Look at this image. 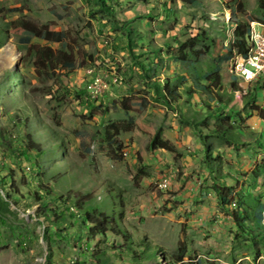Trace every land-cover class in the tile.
<instances>
[{
	"label": "rangeland",
	"instance_id": "1",
	"mask_svg": "<svg viewBox=\"0 0 264 264\" xmlns=\"http://www.w3.org/2000/svg\"><path fill=\"white\" fill-rule=\"evenodd\" d=\"M107 2L115 17H132L131 33L97 0H0V264H264V240L235 219L239 196L264 202V148L210 137L206 149L201 137L221 120H204L214 102L182 86L183 99L167 106L156 85L176 84L186 72L164 44L202 35L191 60L209 69L227 52L232 18L250 21L252 31L264 26V0ZM21 20L63 31L76 69L38 66L37 54L11 33ZM131 42L139 47L132 51ZM32 43L61 48L49 34ZM157 52L163 66L154 62ZM238 58L223 67L235 71ZM88 66L118 83L91 97ZM231 83L226 76L222 94L239 112L264 107L263 79H240L235 91ZM244 119L264 130L260 119ZM160 128L171 150L150 146ZM28 135L43 149L31 163L2 145L18 148ZM214 182L234 186L232 204L223 205ZM66 201L82 216L89 209L114 218L116 229L91 232L65 211Z\"/></svg>",
	"mask_w": 264,
	"mask_h": 264
},
{
	"label": "trees",
	"instance_id": "2",
	"mask_svg": "<svg viewBox=\"0 0 264 264\" xmlns=\"http://www.w3.org/2000/svg\"><path fill=\"white\" fill-rule=\"evenodd\" d=\"M108 0H97V5L99 10H108L111 13V17L115 24L122 27L128 33H131V26L133 24L131 18L125 19L122 21L117 16H114L113 8L108 4ZM185 3L190 4L191 6H197L200 4V0H183ZM110 9V10H109ZM112 11V12H111ZM250 21L239 20L236 23H233V18L229 27L233 29L232 31V40L226 46V54L224 56H219L218 60L214 62V65L206 70L200 69L197 66V58L191 60V55L199 53L198 50H195L196 45L201 41L202 35H197L195 37L189 38L186 41H181L178 38H173L174 46L167 42L164 46H167L166 54L167 57H170L176 62H182L185 65L186 72L182 73V78L180 82L174 84L170 79H166V82L160 84L156 82L158 87V95L160 100L167 106L174 107L175 103H179V100L183 99V93L181 94L180 88L182 86H187L188 91L187 95L193 96L198 93H202L210 101L214 102V105H210L208 110L204 114V120L209 116H216L221 118L218 124H215L207 134L201 137L203 139L204 147L207 149L208 141L210 137H220L225 138L227 143L233 145L235 142H256L260 147L264 148V130L256 131L247 124V120L244 119V115L254 116L261 120L264 123V107L259 106L258 104H253L250 110H242L239 112L236 108L231 105V102L225 101L222 90L224 78L227 76L228 79L232 82V89L235 91V83L238 80L244 79L235 73L234 65L228 64L226 68L223 67L224 63H229L231 59L235 56H247L250 46H251V33L252 25ZM116 31V30H114ZM11 33L16 34V39L18 42H21L27 48L32 49L36 54L37 58L35 63L38 66L45 65L47 68H50L53 62H61L62 66L69 68V73L73 72L76 69V61L74 59L73 53L70 50V44L65 39V33L63 31H57L50 28L49 25L43 24L39 25L34 21H18L15 26L11 28ZM49 34L50 40L56 43L61 44V48L55 49L51 46H38L32 43L34 38H45ZM131 50L133 48H138L139 45L137 42H131ZM130 50V51H131ZM131 51V52H132ZM157 58L154 62L160 66L164 65L165 56L161 52H157ZM134 60L139 59L133 54ZM145 64H141V67L144 71L147 72ZM191 74V77L189 76ZM189 79V80H188ZM262 78H258V80ZM159 81V77H157ZM264 81V80H263ZM191 83V84H190ZM259 90L256 88V92ZM244 92V89L243 91ZM235 93V92H234ZM246 95L248 93L246 92ZM254 99V98H253ZM255 100V99H254ZM236 115L240 117L243 115L242 121L238 122L237 120L232 121L230 117ZM238 117V118H239ZM204 125V124H203ZM202 134L203 130L201 127L198 128ZM163 129L160 128L157 133L154 135L150 146L152 149H169L171 146L168 140L163 139L162 137ZM0 134L3 136V130L0 129ZM6 148L10 149L14 154L17 153L24 160L31 163L33 161L34 153L40 155L43 153L42 145L36 142L31 135H28V141L23 143L20 147L14 148L12 143L2 144ZM2 182H5V178L0 179V186H4ZM213 190L217 193L218 197L222 201L223 205L229 206L232 204L233 196V185H220L216 182L213 183ZM5 203V199L0 198V206ZM66 205L65 211H69L71 216L75 217V222H82L83 225L90 227V231L95 233L99 232L106 234L108 227L116 229V221L113 218H110L106 214L96 215L95 212H91L89 209L86 210V214L82 216L77 212L74 206H70L67 201L64 202ZM237 212H235L236 223L239 227L246 233L256 239L264 240V202L258 199L254 194L249 193L245 198L241 196L237 200ZM38 211H41L39 209ZM75 211V212H73ZM81 211V210H80ZM45 212V211H43ZM45 217V216H44ZM48 216H46L47 218ZM243 221L244 225L241 224ZM88 224L90 226H88ZM92 225V226H91ZM113 231V230H112ZM115 231V230H114ZM1 238H0V247H1Z\"/></svg>",
	"mask_w": 264,
	"mask_h": 264
},
{
	"label": "built area",
	"instance_id": "3",
	"mask_svg": "<svg viewBox=\"0 0 264 264\" xmlns=\"http://www.w3.org/2000/svg\"><path fill=\"white\" fill-rule=\"evenodd\" d=\"M257 30L256 50L251 51V62H241V59L236 60V74L241 76L245 82L250 83L258 78L264 80V29ZM88 76L86 89L88 94L95 99L99 98L106 90L110 88L115 81V75L112 77L106 76L103 70H95L88 66L85 70ZM168 187L170 181H167Z\"/></svg>",
	"mask_w": 264,
	"mask_h": 264
},
{
	"label": "bare ground",
	"instance_id": "4",
	"mask_svg": "<svg viewBox=\"0 0 264 264\" xmlns=\"http://www.w3.org/2000/svg\"><path fill=\"white\" fill-rule=\"evenodd\" d=\"M229 17V16H228ZM256 42H257V31H252V35H251V46L248 52L247 56H239V58L241 59V62H251V51L250 50H256ZM93 69L96 70V68H94L93 66H90ZM235 71H236V65H235ZM115 81H118V77H115Z\"/></svg>",
	"mask_w": 264,
	"mask_h": 264
},
{
	"label": "crops",
	"instance_id": "5",
	"mask_svg": "<svg viewBox=\"0 0 264 264\" xmlns=\"http://www.w3.org/2000/svg\"><path fill=\"white\" fill-rule=\"evenodd\" d=\"M264 29V26L259 28V30H263ZM254 31H257L255 28H254Z\"/></svg>",
	"mask_w": 264,
	"mask_h": 264
}]
</instances>
